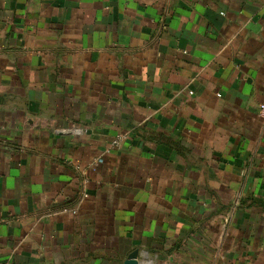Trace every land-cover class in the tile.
I'll list each match as a JSON object with an SVG mask.
<instances>
[{
	"label": "crops",
	"instance_id": "0c3cea01",
	"mask_svg": "<svg viewBox=\"0 0 264 264\" xmlns=\"http://www.w3.org/2000/svg\"><path fill=\"white\" fill-rule=\"evenodd\" d=\"M263 106L264 0H0V264H264Z\"/></svg>",
	"mask_w": 264,
	"mask_h": 264
},
{
	"label": "water",
	"instance_id": "95a60500",
	"mask_svg": "<svg viewBox=\"0 0 264 264\" xmlns=\"http://www.w3.org/2000/svg\"><path fill=\"white\" fill-rule=\"evenodd\" d=\"M137 258H138V252L137 251L132 252L126 264H138L136 262Z\"/></svg>",
	"mask_w": 264,
	"mask_h": 264
},
{
	"label": "built area",
	"instance_id": "2783aa9c",
	"mask_svg": "<svg viewBox=\"0 0 264 264\" xmlns=\"http://www.w3.org/2000/svg\"><path fill=\"white\" fill-rule=\"evenodd\" d=\"M262 116H264V106L262 107ZM125 138H119L118 140H116L113 145L114 147H117L119 146V144L124 140ZM102 162V159H99L95 164L97 163H101Z\"/></svg>",
	"mask_w": 264,
	"mask_h": 264
}]
</instances>
